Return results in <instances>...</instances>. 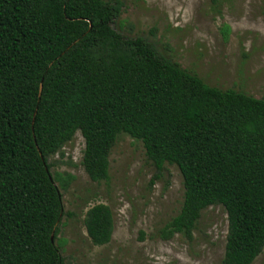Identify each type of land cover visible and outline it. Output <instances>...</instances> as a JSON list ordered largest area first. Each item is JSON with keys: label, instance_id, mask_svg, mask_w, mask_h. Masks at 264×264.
Listing matches in <instances>:
<instances>
[{"label": "trees", "instance_id": "1", "mask_svg": "<svg viewBox=\"0 0 264 264\" xmlns=\"http://www.w3.org/2000/svg\"><path fill=\"white\" fill-rule=\"evenodd\" d=\"M122 8L0 0V264H66L50 159L78 132L94 182L109 180L122 133L143 143L151 185L167 165L179 168L183 203L162 240H192L203 211L220 205L229 222L221 264H253L264 249V100L212 87L145 38L125 37L113 28ZM84 224L94 245L111 242L109 206L90 208Z\"/></svg>", "mask_w": 264, "mask_h": 264}, {"label": "rangeland", "instance_id": "2", "mask_svg": "<svg viewBox=\"0 0 264 264\" xmlns=\"http://www.w3.org/2000/svg\"><path fill=\"white\" fill-rule=\"evenodd\" d=\"M120 1L116 31L145 38L160 55L212 87L264 100V0ZM84 150L78 132L50 159L64 205L57 244L66 264L222 263L229 225L223 206L203 211L192 240L158 236L183 203L177 166L167 165L151 185L156 169L143 143L122 133L110 155V178L98 183L84 169ZM97 204L109 206L114 217L112 240L105 246L92 243L84 224L87 211ZM253 264H264V249Z\"/></svg>", "mask_w": 264, "mask_h": 264}, {"label": "water", "instance_id": "3", "mask_svg": "<svg viewBox=\"0 0 264 264\" xmlns=\"http://www.w3.org/2000/svg\"><path fill=\"white\" fill-rule=\"evenodd\" d=\"M42 159H43V158H42ZM51 179H52V178H51ZM51 240H52L53 243H55V233L52 234V236H51Z\"/></svg>", "mask_w": 264, "mask_h": 264}]
</instances>
